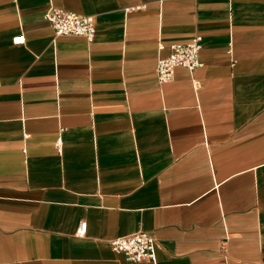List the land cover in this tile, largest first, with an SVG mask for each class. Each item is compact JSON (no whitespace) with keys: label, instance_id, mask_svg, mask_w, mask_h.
I'll use <instances>...</instances> for the list:
<instances>
[{"label":"crops","instance_id":"0c3cea01","mask_svg":"<svg viewBox=\"0 0 264 264\" xmlns=\"http://www.w3.org/2000/svg\"><path fill=\"white\" fill-rule=\"evenodd\" d=\"M139 231L153 262L110 251ZM0 264H264V0H0Z\"/></svg>","mask_w":264,"mask_h":264},{"label":"built area","instance_id":"2783aa9c","mask_svg":"<svg viewBox=\"0 0 264 264\" xmlns=\"http://www.w3.org/2000/svg\"><path fill=\"white\" fill-rule=\"evenodd\" d=\"M44 19L53 32V37H81L87 42L92 41L95 28L92 17L80 16L71 12L49 8L44 13ZM200 38L194 37L184 44H171L168 46V54L164 58H157L154 63V74L159 84L168 83L172 79L173 70L177 67L189 72L200 67L198 51ZM159 50L162 49L160 45ZM60 139L55 141V148L59 150ZM85 234V223L80 222L74 232L76 238ZM112 253L122 256L125 262L137 263L140 261L153 262L155 260V240L145 232L112 239L108 242Z\"/></svg>","mask_w":264,"mask_h":264}]
</instances>
